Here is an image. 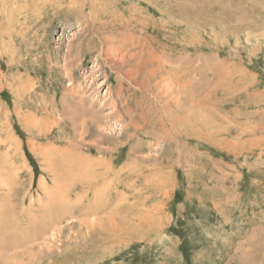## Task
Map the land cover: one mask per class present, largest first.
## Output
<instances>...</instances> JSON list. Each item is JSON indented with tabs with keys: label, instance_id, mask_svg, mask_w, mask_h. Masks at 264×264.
Wrapping results in <instances>:
<instances>
[{
	"label": "rangeland",
	"instance_id": "1",
	"mask_svg": "<svg viewBox=\"0 0 264 264\" xmlns=\"http://www.w3.org/2000/svg\"><path fill=\"white\" fill-rule=\"evenodd\" d=\"M0 264H264V0H0Z\"/></svg>",
	"mask_w": 264,
	"mask_h": 264
},
{
	"label": "bare ground",
	"instance_id": "2",
	"mask_svg": "<svg viewBox=\"0 0 264 264\" xmlns=\"http://www.w3.org/2000/svg\"><path fill=\"white\" fill-rule=\"evenodd\" d=\"M63 104H65V103H63ZM62 104V105H63ZM80 112V111H79ZM95 113V112H94ZM79 114V113H78ZM80 115V114H79ZM83 115V113L81 114V116ZM98 124H99V122H98ZM59 150V149H58ZM75 154V153H74ZM79 154V153H78ZM65 157H67V161L69 160V162L67 163L68 164V166H69V168H72V169H74L76 166H78V165H80L81 163H79V161H80V159L79 158H77V157H74L72 154H70V155H67V156H65ZM86 162H87V160H85ZM92 163V162H91ZM90 163V164H91ZM96 166V165H95ZM99 166V165H98ZM90 167V166H89ZM66 169V168H65ZM76 169V168H75ZM58 207V206H57ZM69 210V209H68ZM58 213V212H57ZM38 222V221H37ZM22 232V231H21ZM15 235V234H14ZM16 238V237H15ZM23 239V238H22Z\"/></svg>",
	"mask_w": 264,
	"mask_h": 264
}]
</instances>
